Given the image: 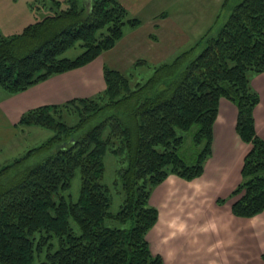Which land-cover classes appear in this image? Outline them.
Here are the masks:
<instances>
[{"label": "trees", "instance_id": "16d2710c", "mask_svg": "<svg viewBox=\"0 0 264 264\" xmlns=\"http://www.w3.org/2000/svg\"><path fill=\"white\" fill-rule=\"evenodd\" d=\"M48 1L51 14L19 33L0 34V86L8 94L85 65L111 48L125 26L141 23L119 0H70L64 8ZM222 5L228 9L222 24L155 65L146 79L103 66L101 92L20 115L15 128L52 133L0 166V264H33L35 256L39 264H163L146 239L157 219L149 195L169 174L201 175L221 97L236 106L235 130L251 144L229 194L231 212L249 217L264 209V140L253 117L259 95L250 83L264 71V0ZM76 43L81 51L64 56ZM183 132L196 148L191 161L179 153ZM107 151L126 152V165L117 169L122 201L115 212L103 182ZM74 177L75 199L69 193Z\"/></svg>", "mask_w": 264, "mask_h": 264}, {"label": "crops", "instance_id": "0c3cea01", "mask_svg": "<svg viewBox=\"0 0 264 264\" xmlns=\"http://www.w3.org/2000/svg\"><path fill=\"white\" fill-rule=\"evenodd\" d=\"M119 1L141 23L124 27L122 37L111 48L85 65L6 94L0 99V115L9 127L15 128L20 115L30 108L101 92L105 87L103 66L125 70L143 59L139 56L153 51L158 37L167 31H173L176 40L188 37L180 24L182 11L176 17L164 9L158 11V4L165 0ZM250 83L259 95L253 110L255 131L264 140V71L252 75ZM236 119V106L221 97L212 125L211 155L201 175L185 180L169 174L153 187L149 203L156 208L157 219L146 239L163 264H264V209L249 217L235 216L230 209L234 198L229 194L241 179L243 157L251 147L237 134ZM218 198L225 201L218 203Z\"/></svg>", "mask_w": 264, "mask_h": 264}, {"label": "rangeland", "instance_id": "374dc122", "mask_svg": "<svg viewBox=\"0 0 264 264\" xmlns=\"http://www.w3.org/2000/svg\"><path fill=\"white\" fill-rule=\"evenodd\" d=\"M70 0H59L61 7H67ZM79 4L83 0H78ZM224 0H168L167 4L160 3V10H166L174 14L182 11L181 25L188 37L177 39L173 31L160 35L153 51L139 56L145 63L127 66L125 72L132 73L133 80H144L153 72L154 66L160 62L169 61L175 55L188 49L196 39L202 35L211 25L222 24L227 17L228 9L223 7ZM240 0H228L229 5H234ZM52 5V6H51ZM53 4L48 0H0V34L7 37L21 32L29 23L51 14ZM126 27V26H125ZM166 32V31H165ZM81 51L78 43L68 48L63 55L73 57ZM8 94L0 86V99ZM51 130L39 126H22L11 128L6 119L0 115V166L10 162L14 157L21 155L27 148L37 145L51 135ZM184 133V142L179 153L191 161L196 153V148L191 141V134ZM104 177L103 182L108 186L111 206L110 211L118 210L122 201L121 181L117 169L126 165V152L114 154L109 151L103 155ZM79 179L74 177L69 193L75 199L78 193ZM33 264H39L35 256Z\"/></svg>", "mask_w": 264, "mask_h": 264}]
</instances>
